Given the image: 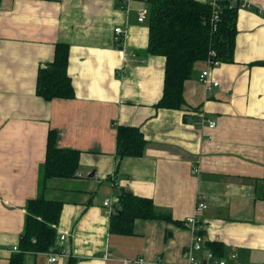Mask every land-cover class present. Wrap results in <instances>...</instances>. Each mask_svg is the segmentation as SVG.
Instances as JSON below:
<instances>
[{
    "label": "crops",
    "instance_id": "crops-1",
    "mask_svg": "<svg viewBox=\"0 0 264 264\" xmlns=\"http://www.w3.org/2000/svg\"><path fill=\"white\" fill-rule=\"evenodd\" d=\"M246 1L235 60L197 61L185 82L186 103L173 109L157 107L167 59L146 52L148 0H2L0 264L20 252L14 247L28 202L39 195L63 203L55 247L25 252L21 264H192L185 253L196 234L203 264H216L208 252L228 264H264V0ZM142 11L147 18L140 21ZM117 26L126 30L123 49L114 41ZM57 43L70 46L73 98L38 93ZM208 67L219 81L211 88L200 81ZM121 125L144 133L142 156L118 155ZM51 129L80 161L76 176L50 177L41 190ZM122 193L151 198L163 217H138L131 234L112 231L104 200L120 205ZM193 215L195 229L186 223ZM215 242L222 256L212 250Z\"/></svg>",
    "mask_w": 264,
    "mask_h": 264
},
{
    "label": "trees",
    "instance_id": "trees-1",
    "mask_svg": "<svg viewBox=\"0 0 264 264\" xmlns=\"http://www.w3.org/2000/svg\"><path fill=\"white\" fill-rule=\"evenodd\" d=\"M150 28L147 53L166 56L165 84L159 108L179 109L185 103L184 86L194 73L195 63L208 59L210 51H216V59L231 63L235 60L236 37L238 34V13L240 0H220V19L214 28L215 7L200 0H148ZM70 46L57 43L56 55L48 67L41 70L38 79V93L47 99L54 97L73 98L75 89L68 74ZM117 153L123 156H142L147 139L139 127L121 125L118 127ZM80 152L62 148L57 144V132L51 129L48 135L46 161L40 168V189L46 186L50 177L76 176ZM264 198V195H263ZM120 208L111 214V230L121 234L134 233L138 217H163L156 212L151 198L130 193L120 195ZM63 203L43 195L28 202V217L20 241V252L13 255L12 264H21L25 252H48L55 247L56 227L59 223ZM171 219V218H170ZM183 223L182 221H178ZM217 256H222V245L210 243ZM220 253V254H218ZM70 259L69 264H75Z\"/></svg>",
    "mask_w": 264,
    "mask_h": 264
},
{
    "label": "built area",
    "instance_id": "built-area-1",
    "mask_svg": "<svg viewBox=\"0 0 264 264\" xmlns=\"http://www.w3.org/2000/svg\"><path fill=\"white\" fill-rule=\"evenodd\" d=\"M232 1H237V0H232ZM240 8H244V7H250V3H248L246 0H240ZM211 3L214 5L215 7V13H214V17H213V21H214V28L217 29V24L216 22L220 19V9H221V5H220V0H211ZM2 4V0H0V5ZM147 18V15L145 13V11H142L141 16L139 17L140 21H143ZM126 38V30L124 28H122L121 26H117L115 28V35H114V41L115 44L118 48H124L123 44ZM216 51L215 50H211L210 51V56L207 59V62L209 63L210 66H219L222 61L219 59H216ZM200 81H202L206 87L211 88L213 86H217L219 84L218 80H214L211 77L210 74V69L209 67L205 70H203V72L200 75ZM203 123H208V126L213 128L216 127L217 122L215 120H211V119H207L205 118ZM104 205L107 206L108 208V212L110 214H112L114 211H116L118 208H120L119 204L113 203L111 198H106L104 200ZM204 207H206V204H200V206L198 207L199 210L203 209ZM187 224H191L193 226V228L195 229L197 227V216L193 215L191 217H189L186 220ZM62 238H65V236L63 235ZM15 250H20L18 246L14 247ZM203 249V237L200 234H196L194 237V242L189 246V248L186 250L185 255L189 258V260L191 261L192 264H203V262L198 259L195 255L196 252H200ZM234 257H236V255H233ZM206 257L208 260H214V262L216 264H228V260L227 259H223V258H215L214 254L212 252H208L206 254ZM58 259V255L57 254H52L49 257V261L50 262H55ZM137 262L142 263L144 262V259H138ZM205 264V263H204ZM237 264H244L243 262H238Z\"/></svg>",
    "mask_w": 264,
    "mask_h": 264
},
{
    "label": "rangeland",
    "instance_id": "rangeland-1",
    "mask_svg": "<svg viewBox=\"0 0 264 264\" xmlns=\"http://www.w3.org/2000/svg\"><path fill=\"white\" fill-rule=\"evenodd\" d=\"M1 6V5H0Z\"/></svg>",
    "mask_w": 264,
    "mask_h": 264
}]
</instances>
